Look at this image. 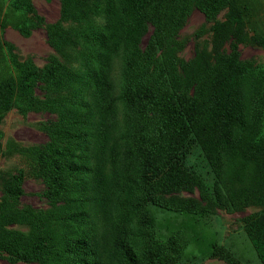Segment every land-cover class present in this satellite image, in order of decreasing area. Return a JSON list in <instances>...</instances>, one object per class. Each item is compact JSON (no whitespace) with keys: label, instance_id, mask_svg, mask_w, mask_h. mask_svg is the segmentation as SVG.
<instances>
[{"label":"trees","instance_id":"obj_1","mask_svg":"<svg viewBox=\"0 0 264 264\" xmlns=\"http://www.w3.org/2000/svg\"><path fill=\"white\" fill-rule=\"evenodd\" d=\"M4 1L0 33L10 26L28 38L41 26V18L27 17L31 0ZM90 1L61 0L58 22L46 29L58 53L82 42L79 27L62 25L88 21ZM237 2L118 0V75L101 53L78 67L67 55L64 61L51 57L41 75L32 60L19 61L14 47L0 40V54L11 66L0 71V122L11 109L23 118L30 112L54 117L44 125L47 142L38 149L47 208L20 207L21 171L4 182L0 258L11 264H171L163 255L166 242L172 260H181L196 241L190 221L250 203L264 206V65L240 59L236 43L211 65L188 62L181 73L172 56L157 58L193 10L217 30L214 18L223 10L235 12ZM256 42L264 51V39ZM190 143L201 150L200 173L185 166ZM193 190L196 200L179 197ZM151 206L184 219L168 229L167 239L156 233ZM243 224L264 264V207ZM199 253L239 264L221 255L215 241Z\"/></svg>","mask_w":264,"mask_h":264},{"label":"rangeland","instance_id":"obj_2","mask_svg":"<svg viewBox=\"0 0 264 264\" xmlns=\"http://www.w3.org/2000/svg\"><path fill=\"white\" fill-rule=\"evenodd\" d=\"M33 12L27 17L42 19L41 26L35 29L30 37L24 38L19 33L6 26L0 33V40L11 44L19 61L32 60L38 72L43 75L48 61L55 57L64 61V55L73 66L90 64L98 54L107 55L111 59L112 74H119L122 65V20L119 14L118 0H91L86 2L89 7V20L80 26L74 22L64 23L65 30L79 27L83 31L80 45L68 48L64 53H58L48 43L46 29L58 22L62 11L61 0H31ZM235 12L221 11L214 21L220 23L217 30H213V22H206L201 13L193 10L184 27L170 39L169 45L157 53V58L170 55L175 60L179 73L188 62L199 61L207 65L214 62L216 55L227 53L231 44L238 45L240 59L250 61L254 65H264V51L256 41L264 39V0H238ZM5 1L0 0V20L5 18ZM142 39V44L146 41ZM67 59V58H66ZM10 69L6 56L0 54V71ZM116 77V76H115ZM44 81H40V86ZM38 98H43V91H36ZM120 118V115L118 119ZM48 113L30 112L23 118L15 109L7 111L0 122V197L4 190V182L12 175L23 173L20 207L46 209V186L39 178L38 149L47 142L43 131L44 125L53 120ZM185 157V166L197 173L203 171L204 159L200 148L190 143ZM182 199H197V193L183 192ZM263 205L250 203L240 211L226 213L216 210L208 218L199 223L190 221L187 226L193 230L192 236L196 241L186 248L185 258L172 260L173 253L166 242L164 257L171 259V264H226L221 258H204L200 252L207 249L209 242L215 241L221 255L228 256L239 264H260L251 243L243 231V218L251 213L263 209ZM156 218V233L168 238V229L172 225L177 227L184 219L174 214L161 212L150 207ZM13 229L27 232V228L14 226ZM0 264H11L0 258ZM15 264H35L18 262Z\"/></svg>","mask_w":264,"mask_h":264}]
</instances>
